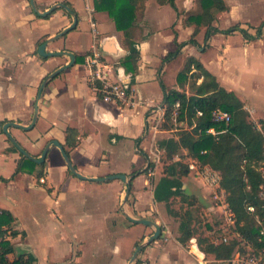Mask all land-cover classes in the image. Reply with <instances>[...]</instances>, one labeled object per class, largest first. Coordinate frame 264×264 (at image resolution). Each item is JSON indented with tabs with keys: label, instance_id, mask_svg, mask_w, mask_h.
Instances as JSON below:
<instances>
[{
	"label": "crops",
	"instance_id": "obj_1",
	"mask_svg": "<svg viewBox=\"0 0 264 264\" xmlns=\"http://www.w3.org/2000/svg\"><path fill=\"white\" fill-rule=\"evenodd\" d=\"M35 1L41 11L56 3L69 1L78 16L77 26L81 20H86L92 30L88 46L83 51L67 44L53 48L51 42L47 50H70L82 56L85 64V56L93 46L98 47L110 64L109 80H130L134 89V103L128 105L104 100L94 88L90 69L86 65L81 69L76 63L61 72L65 75L60 81L54 77L43 89L39 101V118L34 128L25 130L23 134L22 129L11 127L10 132L12 129L22 146L35 157H40L52 140H58L69 151L76 170L82 175L104 177L126 173L132 178V184V172L143 169L148 163L145 137L152 135L148 124V117L150 120L153 118L150 106L164 103L158 80L162 79L168 88L181 90L177 75L188 56H197L190 47L197 45L188 44L177 56L163 61L176 50V41H187L193 34L195 24L189 25L185 19L189 12L200 10L198 0H175L179 15L169 3L145 0L143 13L138 15L136 22L135 41L140 58L135 74L118 65V61L128 54L124 33L117 30L116 26L114 31L105 32L104 22L113 18L106 11L96 10L95 0ZM67 12L64 8L56 9L52 16L58 17L59 25L56 30L47 31L30 0H0V121L7 119L29 125L40 84L51 72L70 61L67 55L42 57L38 53V46L43 41L71 25L74 18ZM182 32L186 36L190 35L189 38L181 39ZM263 36L262 32L257 40L264 41ZM111 43L117 55L106 49ZM182 54L185 55L183 64L178 69L175 66L168 71L169 66ZM241 56L242 59H239V55L233 61L231 72L225 78L221 76L223 72L219 73L213 66L210 70L206 68L216 78L218 76L217 81L221 86L238 95L252 116L264 120V45L258 46L256 41H252ZM121 67L126 77L120 73ZM81 71L84 72L82 77L79 76ZM234 71L258 75L259 88L255 87L253 80L248 84L247 79ZM169 72L171 81L168 79ZM38 125L40 127L34 131ZM68 128L77 130V134L71 137V141L76 142L74 147L66 143ZM58 131L60 136H56ZM129 142L135 144L134 153L127 146ZM11 146L0 127V209L11 211L15 217L11 229L19 232L12 236L9 230L6 235L15 247V252L8 256L10 260L20 253H26V256H34L32 264H135L136 260L140 264H224L222 261H226L216 259L212 253L200 249L196 238L186 244L179 241L178 222L171 223L161 202L155 201L154 187L130 191L125 200L127 190L121 179L103 182L81 179L68 168L60 149L53 144L46 160L41 164L35 162L32 172L27 170L28 165L12 177L21 155L20 151L11 150ZM53 148L59 151V157L52 153ZM116 156L126 159L128 163L119 164ZM147 156L151 161L155 160L151 155ZM54 164L59 167L58 185L50 170ZM41 178L44 182H41ZM76 180L88 182L95 188L93 192L80 191L79 194L82 203L91 197L96 207L58 206L60 199L66 197L61 191ZM39 206L44 207L49 225H42L39 221L35 213V208ZM126 214L153 220L161 228L159 237L148 243L132 263L136 247L148 241L155 227L132 222ZM30 221L34 222L32 228L28 223ZM206 229L209 231L212 227ZM204 237L207 238V234Z\"/></svg>",
	"mask_w": 264,
	"mask_h": 264
},
{
	"label": "trees",
	"instance_id": "obj_2",
	"mask_svg": "<svg viewBox=\"0 0 264 264\" xmlns=\"http://www.w3.org/2000/svg\"><path fill=\"white\" fill-rule=\"evenodd\" d=\"M159 3H169L178 13L175 0H158ZM200 10L189 12L185 22L189 25L195 24V30L190 39L183 42L176 41V50L169 53L163 61L177 56L182 48L188 44L198 45L195 36L200 29L204 28V40L217 34H233L240 32L246 39H255L261 36L264 21L256 27V33L252 34L240 24L228 28H219L214 21L218 12L229 10V4L225 0H198ZM72 7L69 1H64ZM145 0H95V9L106 11L114 19L116 29L124 33V45L128 54L118 61V65L124 66L128 72L135 74L138 68L140 52L137 48L135 36L137 32V17L143 13ZM73 8V7H72ZM75 11V9L73 8ZM68 13V12H67ZM68 15L71 16L70 13ZM77 63L83 62L82 56L76 54ZM160 70V69H159ZM196 77L202 81L192 87L191 79ZM163 90V101L167 105L166 124L181 126V122L187 123L188 127H181L176 136L164 137L158 141V147L163 149L170 158L179 151L184 150L197 158L200 164H208L221 175V188L226 192V200L235 215V232L237 236L232 237L228 242L219 245L212 244L209 239L201 236L198 243L203 251L212 253L216 259L228 260L234 252L239 250L243 253L255 252L261 246L259 241L260 230L264 227V199L260 195L263 177L259 170L264 162V121L260 125L250 119V113L245 110V103L235 92L227 90L217 81L216 76L210 72L203 62L196 56L187 57L182 70L177 75L180 88L190 86L192 94L185 90L168 88L162 79L159 80ZM99 85V82H96ZM194 88V89H193ZM100 96V93L98 92ZM101 97V96H100ZM176 101H180L177 115L172 114ZM216 108L228 110L232 114V121L229 126L212 121V111ZM197 111L202 114L198 115ZM0 121L1 131L4 123ZM162 122V124H163ZM166 126V125H165ZM216 127L219 131L226 128V131L215 136L207 133L210 127ZM163 128V126L161 125ZM67 141L69 146H76L75 140L71 137L77 134L74 128L67 129ZM8 140H10L8 138ZM141 139L139 138L138 141ZM11 142V140H10ZM11 150L19 152L18 148L11 142ZM69 154V151L66 150ZM205 151V152H203ZM18 161L14 177L21 170L27 168L33 171L32 166L36 163L32 159L23 156ZM148 166L153 167V162L148 158ZM31 165V166H30ZM133 175L136 172H132ZM189 174L187 164L170 162L166 165L165 174L155 184L153 193L156 202H164L168 212L179 217L178 211L172 208L169 203L174 197L183 196V177ZM4 180H7L4 178ZM254 207L251 211L249 207ZM15 217L11 211L0 209V264H32L34 256L20 253L14 260L9 259V254L15 252L12 242L6 238L8 231L12 236L19 232L11 229ZM179 241L186 244L194 237L196 230L193 228L190 218L179 221ZM251 246V249L248 246ZM135 264H140L136 260Z\"/></svg>",
	"mask_w": 264,
	"mask_h": 264
},
{
	"label": "rangeland",
	"instance_id": "obj_3",
	"mask_svg": "<svg viewBox=\"0 0 264 264\" xmlns=\"http://www.w3.org/2000/svg\"><path fill=\"white\" fill-rule=\"evenodd\" d=\"M229 4V10L225 12H218L217 13V19L215 25H217L220 28H228L235 24H240L242 27H245L249 30L250 33L255 34L256 33V27H258L262 21H264V0H225ZM198 7V6H197ZM53 13H51L49 16L46 17H39L40 20H42L43 25H46V30L54 31L59 25L58 17L53 18ZM109 15V13H108ZM110 16V15H109ZM111 17V16H110ZM112 18V17H111ZM114 21L113 19L108 20L107 22H104V29L105 32H111L114 31ZM45 30V29H44ZM262 32L264 33V27L262 28ZM92 34V30L90 27V24L86 20H81L79 25L70 30L68 33H66L64 36L54 40L51 42V47H62L65 44L68 46L77 49L78 51H83L88 46V37H90ZM190 35H185L184 32L181 34V39H188ZM264 38V36H263ZM196 39L198 40L197 46L190 45L192 52H194L202 62L203 64L210 70V67H214L219 73L223 72L221 76L227 77V73H230V68L232 67V63L234 60H237L239 55L242 59V53L245 49V47L252 41H256V45H264V41L259 42L255 38L253 40L246 39L240 32H235L233 34H223V33H217L213 35L209 41L204 40V28L199 31V33L196 36ZM55 51H57L55 49ZM189 52V51H188ZM56 57V56H55ZM60 57V56H59ZM185 55L182 54L174 64H171L168 68V71L172 70L177 66L176 69L180 67V65L184 62ZM115 60V59H113ZM116 62V61H115ZM264 62V57H263ZM237 66V65H236ZM79 67L83 69L85 66L84 62H79ZM235 67V66H234ZM235 74H240L236 71H234ZM84 72H80L79 76L82 77ZM65 74H59V76H56L54 79L59 80L62 79ZM244 77V79H247L248 84H251V81L254 82V85L256 88H259L260 85V79L258 75H252L248 73H242L240 74ZM76 77H78V74H75ZM218 78V76H217ZM168 79L171 81V73H168ZM219 79V78H218ZM60 81V80H59ZM202 81V78H199L197 80L196 77H192L191 79V85L192 87ZM159 84L160 81L158 80ZM165 83V82H164ZM166 84V83H165ZM161 88V85H160ZM194 89V88H193ZM162 90V88H161ZM181 90H185L189 95L192 94V89L190 86H186L184 88H181ZM163 93V90H162ZM245 107V106H244ZM245 110L250 113V119L254 121L256 124H259V119L256 118V116H252L253 114L251 111L245 107ZM259 113V112H258ZM154 118V115H151ZM153 118L151 120L153 121ZM264 121V120H263ZM161 123L159 126L158 132H152V135L150 137H145L146 139V154L151 155L153 160V167H151V173L147 171L144 172L143 169L139 168L135 170L136 174L133 178V183L131 184L130 191L133 190H141V189H153L155 184L158 182V180L165 174L166 165L170 162H178L175 160V155L179 154L181 157V163L186 164L188 161V154L185 153V151L179 150L177 151L172 158L168 156V154L158 147V141L164 137H171L176 136L179 133L181 127L184 128H191L188 127L187 123L181 122V126H170L171 123L167 122L166 124ZM40 125V124H39ZM36 126L34 131H37V129L40 126ZM163 126V128L161 127ZM166 125V126H165ZM24 134L25 130H21ZM11 132L15 136L13 130L11 129ZM56 136H60V132H56ZM16 139L19 141L18 137L15 136ZM20 142V141H19ZM21 143V142H20ZM130 150L134 153V146L135 144L133 142H129V145H127ZM53 154L56 155V157H59V151L56 148H53L52 150ZM101 153V151H99ZM116 160H118L119 164H127L128 161L122 157L116 156ZM49 165V164H48ZM98 165H95V169H97ZM100 167V166H99ZM102 168V165H101ZM50 170L53 174V177L55 180L56 185L60 183L58 171L59 167L54 164L53 167H50ZM189 170V168H188ZM143 174V175H141ZM130 177V175H128ZM138 176H142L136 180ZM59 180V181H58ZM136 180V181H134ZM183 188H184V195L179 197H174L169 205L174 208L178 213H180L178 216L175 217L171 215L168 212L167 205L164 202H161V206L163 208L164 213L166 212L170 216V221H176L178 222L179 227V221H181L184 218V215L186 218H190L191 223L193 225V228L196 230V233L193 237V239L198 243V239L201 236H204L208 233L207 227H211V223H214L215 225L220 224V216L221 211L219 209L220 202L215 198V189L213 187L208 186L205 184L201 179H198L193 173L189 170V174L185 177H183ZM126 190H127V184ZM57 190V189H56ZM86 192L90 193L95 191V188L91 186L88 182L82 181V180H76L72 184L67 185L64 189V192L66 194V197L64 199H60L58 206L62 208H66L69 206H86V207H96L95 200L91 197H88L86 199V203H82V198L80 197L79 192ZM219 192V191H218ZM220 194V192H219ZM107 205V203L105 204ZM35 213L39 218V221L42 223V225H49V221L46 219V216L44 214V207L39 206L35 208ZM54 222V220H53ZM30 228L34 226V222L30 221L28 222ZM169 225H172L170 222H168ZM179 232V230H178ZM230 236L235 237L237 236L236 233H231ZM208 239V238H207ZM190 240L188 242H190ZM187 242V243H188ZM199 245V243H198ZM200 247V245H199ZM201 249V247H200ZM14 258L16 256H13ZM224 264H228L226 261H222Z\"/></svg>",
	"mask_w": 264,
	"mask_h": 264
},
{
	"label": "built area",
	"instance_id": "obj_4",
	"mask_svg": "<svg viewBox=\"0 0 264 264\" xmlns=\"http://www.w3.org/2000/svg\"><path fill=\"white\" fill-rule=\"evenodd\" d=\"M85 65L91 71V81L94 84V88L100 93V96L106 101L124 102L128 105L134 103V89L130 84V80L119 79L116 81L109 80L110 64L107 61L104 53L96 46H93L92 50L85 56ZM126 77V75L124 76ZM96 82L100 84L97 85ZM180 107V101H176L172 114L177 115ZM150 115H154L153 121L148 117V124L150 129L154 132L159 131L160 124L166 119L167 105L165 103H153L150 106ZM198 115H201V111H197ZM212 121L219 124L229 126L232 121V114L228 110L216 108L212 111ZM226 128L218 130L212 126L207 129V133L213 135L218 139V135L225 132ZM205 152V151H203ZM188 161L186 162L189 170L198 179H201L205 184L215 189V198L220 202L219 209L221 211L220 224L217 226L211 223L212 229H209L207 238L214 245L228 242L232 236L231 233L235 232V215L232 211L229 203L226 200V192L221 188V175L218 171L214 170L208 164H200L197 158L193 157L187 151ZM176 161H181L179 154L175 155ZM148 166V163H147ZM263 177V183L261 185L260 195L264 199V162L259 168ZM148 172L151 173V167L148 168ZM44 182V179H40ZM220 194H219V192ZM251 211L254 207H249ZM259 241L261 246L255 252L243 253L239 250L235 251L233 256L227 260L228 264H264V227L260 230ZM251 249V246H248ZM204 259V256H203Z\"/></svg>",
	"mask_w": 264,
	"mask_h": 264
},
{
	"label": "water",
	"instance_id": "obj_5",
	"mask_svg": "<svg viewBox=\"0 0 264 264\" xmlns=\"http://www.w3.org/2000/svg\"><path fill=\"white\" fill-rule=\"evenodd\" d=\"M31 6L33 8V10L41 17H46L49 16L51 13H53L56 9L58 8H64L66 9L70 14L73 15V22L71 23V25H69L68 27L64 28L63 30H61L60 32L56 33L55 35L49 37L48 39H46L45 41H43L39 46H38V53L39 55H41L42 57H55V56H63V55H67L68 57H70V61L62 66H60L59 68H57L56 70H54L53 72H51L40 84L39 90H38V94H37V99L36 102L34 104V112H33V117H32V121L29 125H24L20 122L17 121H7L6 123H4L2 130L3 132L6 134V136L11 140V142L18 148V150L20 151V153H22L25 157H28L30 159H32L33 161H35L36 163H43L46 160L48 151L50 149L51 144L57 146L63 157L64 160L68 166V168L75 173L78 177H80L81 179H88V180H93V181H107V180H113V179H121L125 184H127V191H126V195H125V200H127L128 198V194L130 192V188H131V177H129L126 173H117V174H112V175H108V176H104V177H87L85 175H82L80 172H78L76 170L75 165L73 164L69 154L67 153L65 147L63 146V144H61L58 140H52L51 143H48L44 150L43 153L40 157H35L34 155H32L25 147L22 146V144L16 139V137L10 132V128L11 127H16V128H20L23 130H31L34 128V126L36 125L38 118H39V101L42 97V93H43V89L45 88V86L57 75H59L61 72H63L64 70L74 66L77 63L76 60V54L70 50L67 49H63V50H57V51H49L47 50V45L48 43L64 36L66 33H68L70 30L76 28L77 24H78V16L76 14V12L73 10L72 7H70L69 5H66L63 2H59L56 3L54 5H52L50 8L41 11L35 0H30ZM106 49L114 54L117 55V50L114 47V45L108 44L106 46ZM120 73H122L124 76V68L121 67L120 68ZM127 218H129L132 222L135 223H140V224H144V225H149V226H154L155 227V232L150 236V238L148 239V241H146L145 243L139 244L135 251L134 254L132 256L131 259V263L136 259L138 253L150 242H152L153 240L157 239L160 235L161 232V228L160 226L154 222L153 220L150 219H145V218H134L132 216H130L129 214H126Z\"/></svg>",
	"mask_w": 264,
	"mask_h": 264
},
{
	"label": "flooded vegetation",
	"instance_id": "obj_6",
	"mask_svg": "<svg viewBox=\"0 0 264 264\" xmlns=\"http://www.w3.org/2000/svg\"><path fill=\"white\" fill-rule=\"evenodd\" d=\"M36 13V12H35ZM37 14V13H36ZM41 17V16H40Z\"/></svg>",
	"mask_w": 264,
	"mask_h": 264
}]
</instances>
